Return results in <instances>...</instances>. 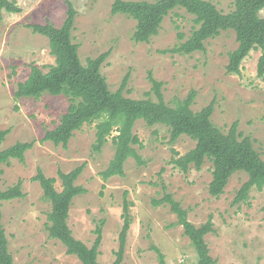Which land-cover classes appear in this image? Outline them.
Segmentation results:
<instances>
[{
    "label": "rangeland",
    "instance_id": "obj_1",
    "mask_svg": "<svg viewBox=\"0 0 264 264\" xmlns=\"http://www.w3.org/2000/svg\"><path fill=\"white\" fill-rule=\"evenodd\" d=\"M15 1L21 13L3 12L0 16V131L10 130L0 151L18 142L34 143L24 163L12 160L0 175V191L23 181V198L0 202L2 223L15 263L82 264L67 253L59 240L49 236L48 215L52 206L33 178L41 169L46 176L57 178L56 188L62 191L58 171L69 173L84 166L76 185L87 192L73 200L68 225L73 236L88 247L93 246L97 229L101 228V264H112L120 250L126 192L133 204L129 206L132 223L121 264H160L154 247L162 252L166 264H199L190 239L183 227L177 225V216L169 205L153 206V200L163 197V185L188 211V219L195 226L212 218L215 231L206 236V241L216 264H264V190L254 189L246 204H233L237 191L248 180L246 174L236 173L225 193L214 198L209 194L213 171L210 161L200 171L192 167L188 173L171 164L173 150L185 155L196 143L182 136L171 144L167 127H150L138 121L134 133L143 147L136 148L144 165L130 158L124 165V177L114 176L105 181L101 173L108 169L115 148L109 140L101 152L93 151L95 125L76 131L67 147L42 142L46 132L55 129L67 112L70 102L66 97L45 94L38 100L14 98L18 83L28 78L32 65L48 72L55 64L49 40L35 34L31 26L50 22L61 27L70 3L76 11L73 42L80 46L82 63L86 65L89 59L110 53L101 72L111 91H117L127 78L126 97L156 100L150 76L163 83L162 93L168 105L173 106L195 91L193 111L198 112L214 101L212 122L224 133L238 122L239 131L252 139L264 160V80L257 76L260 51L249 54L240 74H231L227 71L229 54L238 47L232 30L209 39L204 51L190 55L170 51L179 44V33L185 34L187 40L196 27L194 17L183 9L171 12L150 42L136 43V21L112 14L116 0ZM207 1L226 14L234 9L233 0ZM260 16L264 18V10Z\"/></svg>",
    "mask_w": 264,
    "mask_h": 264
},
{
    "label": "trees",
    "instance_id": "obj_2",
    "mask_svg": "<svg viewBox=\"0 0 264 264\" xmlns=\"http://www.w3.org/2000/svg\"><path fill=\"white\" fill-rule=\"evenodd\" d=\"M234 9L223 13L207 0H157L155 2L116 0L112 5L113 15H126L136 21L133 40L136 43H148L157 36L165 18L178 9L185 10L194 17L195 29L185 40V34L179 33V44L173 53L190 55L205 50V42L215 38L221 32L234 31L238 47L229 54L228 73L240 74L243 61L256 50L261 55L257 63V76L264 80V18L260 13L264 10V0H233ZM22 9L15 0H0V16L3 12L18 14ZM76 11L69 3L67 19L61 27L50 22L45 25L31 26L35 34L49 40L51 54L55 64L48 72L32 65L28 78L19 82L14 98L38 100L45 94L55 97H66L70 104L62 116L60 124L46 132L42 142H52L56 146L67 147L76 131L85 125H95L96 141L94 152H101L111 140L115 148V156L108 169L101 173L107 181L114 176H125L124 165L128 159H134L139 165H144L136 147L143 144L134 128L138 121H144L148 126L162 125L168 128L170 143L174 144L182 136L190 137L196 146L194 149L180 155L173 150L171 164L183 173H188L194 167L200 171L207 161L213 166L212 181L209 184V194L220 198L226 190L231 178L236 173H244L248 180L237 191L234 205L246 204L254 189L264 190V160L255 149L252 139L239 131L235 122L227 133L222 132L213 122L215 109L214 101L202 110L195 112L192 106L197 93L191 91L187 98L177 100L173 106L168 105L162 93L163 83L152 76V92L156 100L132 99L125 96L128 79L125 78L120 88L110 90L101 69L110 56L105 52L96 58L88 60L84 65L80 59V46L73 42L72 30L75 24ZM198 27V28H197ZM148 96H151L148 93ZM16 109H18L16 107ZM10 130L0 131V145L5 141ZM34 147L33 142H18L0 151V175L4 166H10L12 160L21 163L26 161V154ZM84 171V166L64 173L58 171L62 183V191L56 188L57 178L48 177L39 169L33 181L38 182L44 198L51 203L52 210L48 215L49 236L59 240L67 253L76 256L82 264H101L99 248L102 242V230L97 229L98 237L92 247L77 240L68 225L70 208L73 200L84 195L87 190L77 186L76 182ZM23 181L0 191V202L23 198ZM161 199L152 201L154 207L169 205L170 210L177 216V225L182 226L185 235L190 239L198 257L199 264H216L210 256L206 236L214 233V223L210 218L206 223L197 227L188 219L185 210L174 196L166 191ZM124 195L125 224L121 233V246L117 258L112 264H121L125 251L128 231L131 226V214L127 199ZM0 209V264H16L9 249V241L2 223ZM159 256L160 264L165 263L162 252L154 247Z\"/></svg>",
    "mask_w": 264,
    "mask_h": 264
}]
</instances>
